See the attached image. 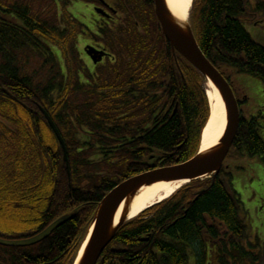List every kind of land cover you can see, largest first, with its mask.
Instances as JSON below:
<instances>
[{"label": "trees", "instance_id": "trees-1", "mask_svg": "<svg viewBox=\"0 0 264 264\" xmlns=\"http://www.w3.org/2000/svg\"><path fill=\"white\" fill-rule=\"evenodd\" d=\"M248 4L193 0L190 13L198 47L232 88L230 71L264 84V47L242 25ZM53 15H40L27 0H0V238L29 237L72 216L35 246L0 247V264H72L103 197L129 178L192 159L209 119L204 79L172 55L156 21L154 29L127 31L132 38L122 40L125 57L112 76L73 87L80 26L66 14ZM39 108L64 141L68 167ZM258 130V117L240 110L227 159L262 162ZM224 177L191 182L120 225L97 264H188L202 213L236 231L237 206ZM199 190L205 195L197 199Z\"/></svg>", "mask_w": 264, "mask_h": 264}, {"label": "flooded vegetation", "instance_id": "flooded-vegetation-1", "mask_svg": "<svg viewBox=\"0 0 264 264\" xmlns=\"http://www.w3.org/2000/svg\"><path fill=\"white\" fill-rule=\"evenodd\" d=\"M53 1L55 4L56 0ZM62 2L63 5L66 3V6H78L88 11L87 20L84 18L88 27L85 25L80 27L74 44L78 70L72 82L73 87L93 86L98 84L100 79L112 76L114 74L112 68H121L122 59L125 57L122 56V40L127 41L132 38L126 34L127 31L135 35L136 32L144 30L141 29L142 25L154 29L155 21L158 24L155 16V0H63ZM71 20L76 23L74 19ZM80 33H83L82 36ZM262 123H264V115H262ZM243 159L248 158L227 159L216 176L200 181L201 183L210 181L213 184L220 173L226 175L223 181L226 191L229 192L227 197L231 204L233 202V205L237 206L238 226H235L236 231L231 228L234 225L230 228L221 227L213 216L202 213V223L198 226L200 239L195 248L194 264H264V185H262V196H259L260 199L258 198L255 204L254 195L249 199H242L235 192L233 175L236 171L241 173L244 170L239 162ZM258 162L262 165L260 166L262 184H264V147H262V162L260 159ZM203 193L204 191L199 190L196 198L205 195ZM41 232L12 240L32 239Z\"/></svg>", "mask_w": 264, "mask_h": 264}, {"label": "water", "instance_id": "water-1", "mask_svg": "<svg viewBox=\"0 0 264 264\" xmlns=\"http://www.w3.org/2000/svg\"><path fill=\"white\" fill-rule=\"evenodd\" d=\"M155 16L163 37L170 45L172 55L179 54L201 75L204 81H210L218 92L226 112V127L218 145L210 151L200 153L199 150L196 156L183 164L135 176L113 188L98 204L93 220L94 229L79 264H97L101 254L110 244L117 229L122 224L124 214L130 207V202L143 187H150L163 182H192L216 176L238 131L240 116L234 92L220 72L211 65L202 53L188 23H181L176 20L168 10L165 0H155ZM40 111L62 148L63 162L67 166V151L64 141L48 114L42 109ZM122 203L125 204L124 214H122L118 225L114 226L115 215ZM69 218L70 216H64L58 219L32 239L19 241L0 239V246L26 248L36 245L66 223Z\"/></svg>", "mask_w": 264, "mask_h": 264}, {"label": "rangeland", "instance_id": "rangeland-1", "mask_svg": "<svg viewBox=\"0 0 264 264\" xmlns=\"http://www.w3.org/2000/svg\"><path fill=\"white\" fill-rule=\"evenodd\" d=\"M62 1L63 0H56L55 5L53 0H27L28 5L34 9V11L39 12L42 16L50 17L51 19L54 17V13L55 15H57V13H62L60 12L64 8ZM248 2H250V4L247 6V14L245 16V22L247 23L242 24L243 28L255 43L264 47V8H262V11L256 12L254 6L255 2L262 3V6H264V0H248ZM58 3L62 6H58ZM65 12L74 19L81 28L83 25L87 26L86 20L88 11L86 12L83 8L78 6L72 7L69 5L66 6ZM84 18H86V20ZM81 31L83 32V30ZM82 34L83 33H80L81 36ZM18 51L20 50L13 51L14 53L12 56H18L20 54ZM10 52H12V49ZM55 52H58V50L55 49ZM56 55L58 56V54ZM31 56L36 57L35 55ZM227 74L230 75L236 98H238V100H244L243 105H241L242 114H246L250 118L258 117L259 137L261 139L264 138V123H262V115H264V84L256 78L236 74L233 71ZM239 162L244 170L241 173L237 171L234 173L233 188L242 199H249L254 195L255 198L253 200L255 204V202L260 199L259 196H262V185H264L262 184V165L258 162L257 158L243 159ZM247 195L250 196L247 197ZM194 260V256L190 255L188 264H194Z\"/></svg>", "mask_w": 264, "mask_h": 264}, {"label": "bare ground", "instance_id": "bare-ground-1", "mask_svg": "<svg viewBox=\"0 0 264 264\" xmlns=\"http://www.w3.org/2000/svg\"><path fill=\"white\" fill-rule=\"evenodd\" d=\"M168 10L172 16L181 23H187L189 13L191 11L193 0H165ZM207 98L210 106V118L206 124L202 136L200 137V153H205L216 147L221 139L226 126V112L224 104L210 81H206L204 85ZM187 182L174 183H158L150 187H143L130 202L128 213V221L135 219L140 213L154 206L157 203H162L170 199L175 193ZM125 209V204L122 203L118 209L114 225H117L120 217ZM85 244L82 246L75 264H79L82 257Z\"/></svg>", "mask_w": 264, "mask_h": 264}]
</instances>
